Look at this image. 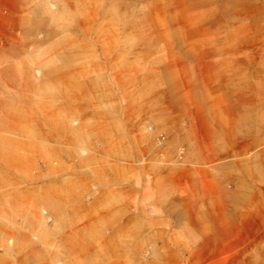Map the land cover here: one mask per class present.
Here are the masks:
<instances>
[{"label":"rangeland","instance_id":"obj_1","mask_svg":"<svg viewBox=\"0 0 264 264\" xmlns=\"http://www.w3.org/2000/svg\"><path fill=\"white\" fill-rule=\"evenodd\" d=\"M0 264H264V0H0Z\"/></svg>","mask_w":264,"mask_h":264}]
</instances>
